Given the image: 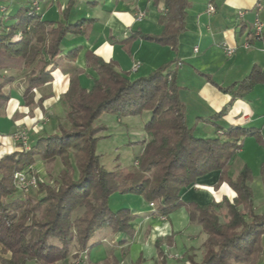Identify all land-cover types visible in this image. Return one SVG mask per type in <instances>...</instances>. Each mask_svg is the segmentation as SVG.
<instances>
[{"label":"trees","instance_id":"16d2710c","mask_svg":"<svg viewBox=\"0 0 264 264\" xmlns=\"http://www.w3.org/2000/svg\"><path fill=\"white\" fill-rule=\"evenodd\" d=\"M78 2L67 0L61 11L62 22L41 20L31 7L21 9L14 15L16 22L0 33V71H26V106L33 103V89L52 81L64 37L84 34L90 24L86 19L68 22ZM162 2L165 12L159 18L161 33H135L123 42L127 48L141 38L167 46L177 54L190 0ZM17 33L21 38L14 41ZM77 54L75 49L66 57L73 59ZM85 62L97 77L89 91L78 77L70 79L61 98L67 127L59 124L56 134L38 137L28 151L18 149L0 156V264H83L81 256L86 257L99 245L91 241L101 230L120 236L119 244L131 240L137 216L126 206L113 209L110 201L114 196H138L153 203L159 217L185 209L189 224L199 226L206 235L199 260H195L193 248L183 255L188 264H261L264 214L257 213L253 206L251 170L243 166L234 179L228 176L230 160L240 148L241 139L254 137L264 145L259 132L228 126L217 127L221 135L216 138L196 137L193 127L187 124L186 108L180 99L176 82L179 68L171 69L180 63L177 59L132 81L117 71L114 62H105L93 52L85 53ZM12 80H0V107L9 99L2 90ZM262 81L260 70L253 68L243 81L224 91L231 98L241 97ZM144 113L148 119L143 126L145 138L138 142L141 153L127 169L106 170L96 153L100 134L106 129L100 117L110 114L120 120ZM56 159L62 169L52 185L38 180L36 196L14 188L15 172L33 167L36 160L51 164ZM212 172L219 173L213 191L226 184L233 193L231 197L224 195L220 201L203 206L181 200L183 189ZM261 177L264 181V164ZM172 237L154 242L159 264H166L162 246L171 247ZM143 263L139 256L133 264ZM102 264L118 261L110 255Z\"/></svg>","mask_w":264,"mask_h":264},{"label":"crops","instance_id":"0c3cea01","mask_svg":"<svg viewBox=\"0 0 264 264\" xmlns=\"http://www.w3.org/2000/svg\"><path fill=\"white\" fill-rule=\"evenodd\" d=\"M33 1L37 2L36 13L41 20L63 21L61 11L67 0H0V9H6V15L0 19V33L14 24V15L21 9L30 8ZM257 2L262 4L260 12L255 8ZM209 5L214 8L213 14L207 13ZM138 11H143L146 15L140 22L134 19ZM164 12L162 0H79L73 7L68 22L73 24L83 19L91 22L84 34H67L64 37L57 66L52 71V81L33 89V103L29 106L24 104L23 77H15L4 86L2 91L9 99L0 107V156L14 150L12 148L15 144L9 141L8 136L18 128L26 130L30 143H33L38 137L56 134L59 124L66 123V109L61 98L68 89L70 79L78 77L81 86L89 91L97 77L86 66V52H93L105 62H114L117 71L130 81L145 77L177 59L181 63L176 76L180 99L186 108L187 124L193 127L196 137L213 139L221 131L217 127L225 129L228 126H240L257 130L264 143V42L253 40L250 33L256 16L264 23V0H190L184 32L178 37L177 54L167 46L141 38H137L128 48L123 44L135 33L151 36L160 34L162 26L159 18ZM239 13H243V17ZM245 43L250 46L245 48ZM223 44L235 49L232 56L225 55ZM194 48H197L196 53ZM75 49H78L77 56L67 58V53ZM138 63L137 70L133 72L132 67ZM174 68L175 64L171 66V69ZM253 68L260 70L263 81L241 97L231 98L224 90L243 81ZM224 108L227 109L226 112L216 119L215 115ZM190 109L195 113L191 118L188 116ZM117 122L121 123V120ZM240 144L230 160L228 176L234 179L243 166L249 167L253 206L257 213L264 214V210H260L264 208V181L261 177L264 145L250 136L241 139ZM141 150L142 147L139 154ZM40 163L42 161L36 160L33 169ZM218 176V172H212L198 178L194 184L180 192L181 200L203 206L220 201L224 195L231 197L233 193L226 184L213 191ZM125 198L127 196L117 198L118 207H129L130 204H125ZM130 200L139 205L132 210L137 216L132 223L135 234L131 240H124L119 245L117 243L121 237L116 235V248L123 255L121 248L125 244L128 246V264H133L139 256L143 258V264H158L155 240L179 232L182 226L174 229L168 222L169 218L157 216L148 203L139 202L140 197L130 196ZM177 212L184 215L182 218L187 219L186 223L189 224L184 210L179 209L174 213ZM195 227L201 230L199 226ZM197 238L199 240L196 245L186 248H193L194 254H199V260V248L206 235L201 231ZM99 246L100 244L96 248ZM134 247L136 259L130 260V251ZM96 248L88 253L90 257L95 255ZM112 255L119 264L121 258L119 259L118 254ZM182 257L171 262L182 264ZM97 263L98 260L95 259L94 264ZM261 264H264V260Z\"/></svg>","mask_w":264,"mask_h":264},{"label":"rangeland","instance_id":"374dc122","mask_svg":"<svg viewBox=\"0 0 264 264\" xmlns=\"http://www.w3.org/2000/svg\"><path fill=\"white\" fill-rule=\"evenodd\" d=\"M25 72L26 71L24 69L18 70L7 68L0 71V80L15 77L17 79L22 77L24 78ZM188 116L189 118L195 116L194 111L190 109ZM146 118H148L147 114L134 117H124L120 119L121 123H118L117 118L114 115L103 114L100 117V123L103 124L106 129L100 134L101 137L96 145V153L100 156L101 164L106 170L112 171L117 168L127 169L133 164V160L139 155L141 145L138 144V142L141 141L144 135L143 126L147 120ZM63 126L67 127V122L64 123ZM12 149L18 150L21 148L13 146ZM61 169V162L59 159H56V161L51 164L42 161V163L37 165V168L34 170V172L39 181L52 185ZM36 192L37 190H33L29 192L28 195L36 196ZM117 198H119V196H114L110 201L112 208L115 210L119 208L117 205ZM125 199V204H130L128 205L130 210L139 207L138 203H135L133 200L132 202L130 200V196H127ZM139 202L145 201L140 198ZM183 210L186 213L185 209ZM260 210H264V208ZM182 216L184 217V215L180 214V212H173L167 216V218H169L168 222L172 224L174 229L180 226L182 227L179 232H173L171 247H168L165 244L162 246V250L167 259L166 264H174V262L171 261L181 259V256H183L188 250L186 247L196 245L197 241L199 240L197 236L199 233H201V230L199 231V228L195 226H189V224L186 223L187 219L182 218ZM114 237V235L106 230L97 232L91 242L99 243L100 246L96 248L95 255H91V257L90 254H88L86 257H84V255L81 256L83 264H94L95 259L98 260L97 264H102L107 257L114 253L118 254L117 256H119V259L121 258V260H119V264H128L129 258L126 254L128 251V246L125 244L121 248L123 253L122 255L121 251L118 252V248H116L118 247L119 242L117 243ZM135 249L136 247L132 248L130 251V260L136 259ZM199 251H201L200 248ZM194 257L195 260H198L199 254H194ZM182 258L184 259L183 263L186 264L184 256Z\"/></svg>","mask_w":264,"mask_h":264},{"label":"built area","instance_id":"2783aa9c","mask_svg":"<svg viewBox=\"0 0 264 264\" xmlns=\"http://www.w3.org/2000/svg\"><path fill=\"white\" fill-rule=\"evenodd\" d=\"M31 8H34L35 12H36V8H37V2L36 1H33ZM255 8H256L257 12H260L262 9V4L260 2H257L255 5ZM207 13L208 14L214 13L213 6H211V5L208 6ZM4 15H6L5 7L0 9V19ZM145 16L146 15L143 11H138L136 13L134 19L136 21L140 22L145 18ZM239 16L243 17V13H239ZM263 31H264V23L261 21V19L258 16H256L253 23H252V26H251V32L250 33H251L252 39L255 41H261ZM20 38H21L20 33H17L14 36V41H19ZM249 46L250 45L248 43L244 44L245 48H248ZM223 49H224L225 55L228 57L232 56L235 52L234 48L228 47L225 44H223ZM193 51H194V53H196L197 48H194ZM138 66H139V63L134 65L132 67V71L135 72L137 70ZM175 67L180 68L181 63H177ZM218 135H221V133L218 132ZM8 139H9V141L13 142L14 144H18L23 151H28L30 149L29 136H28L27 131L24 129L18 128L11 135L8 136ZM37 182H38V178L35 175L33 167H28V169L21 171V172H15L13 174V178H12V184H13L14 188L22 194H27L33 190H36L37 189ZM148 206L151 209H154L153 203H149Z\"/></svg>","mask_w":264,"mask_h":264}]
</instances>
